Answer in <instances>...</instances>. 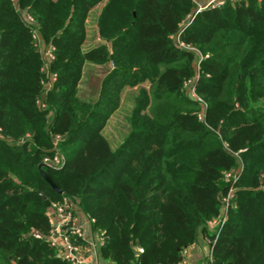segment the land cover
<instances>
[{
  "label": "trees",
  "instance_id": "16d2710c",
  "mask_svg": "<svg viewBox=\"0 0 264 264\" xmlns=\"http://www.w3.org/2000/svg\"><path fill=\"white\" fill-rule=\"evenodd\" d=\"M197 7L0 0V264H72L47 239L64 198L106 263L182 264L203 235L216 241L214 264H264V0L205 9L183 30ZM96 8L99 43L86 47ZM35 31L55 47L49 74ZM89 64L111 66L95 102L79 96ZM147 81L113 149L104 131L122 92ZM152 95L163 105L150 114ZM56 154L61 167L44 171L63 194L39 172ZM231 190L227 222L210 228Z\"/></svg>",
  "mask_w": 264,
  "mask_h": 264
},
{
  "label": "built area",
  "instance_id": "2783aa9c",
  "mask_svg": "<svg viewBox=\"0 0 264 264\" xmlns=\"http://www.w3.org/2000/svg\"><path fill=\"white\" fill-rule=\"evenodd\" d=\"M13 2H16L17 0H12ZM239 0H212L206 5H200L197 4V10L193 15L189 17V19L184 24L183 30L188 27L196 15L200 12H202L205 9L208 8H216L221 7L225 5L227 2L236 3ZM262 1V0H259ZM26 19L32 23L34 26L36 25L34 20L29 16L26 15ZM180 34L177 37V40L181 47L188 48L183 43H180ZM39 33L35 31L34 34V40L35 43L40 47V50L42 49V42L39 41ZM55 48L53 46H47V50L45 52L46 57L49 61L47 63L49 64L53 59L54 55L52 52H54ZM193 51H196L194 48H192ZM197 52V51H196ZM54 79V78H53ZM190 83V88H192L190 91L194 93L193 84L194 81H189L186 86ZM60 140V136L56 137V143H58ZM45 163L50 164L52 163L55 167H61L62 160L59 157L58 154L55 155L53 159H46ZM234 181L239 180L238 174L234 175ZM231 174L227 176V178H230ZM234 190H231L228 197L222 199V214L221 218L219 220H215L209 224L210 228L215 227H223V225L227 222L229 211L232 208V199L234 197ZM50 225L51 230L47 236V239L52 247H55L58 249V256L62 258L65 261H68L72 264H91L90 262H86V260L82 256V252L84 251L83 245H81L79 242H84V231H83V219L81 217L80 212L75 207V205L67 198H64L62 201L52 203L50 211ZM218 235V234H217ZM34 237L37 239H43L44 236L41 234H34ZM58 239H61L62 244L60 245L58 243ZM217 239V238H216ZM215 239V240H216ZM207 240V248L205 253V260L202 264H214V257H213V245L215 242H211L210 240ZM98 248H100L103 243L98 241L97 244ZM114 264V263H110Z\"/></svg>",
  "mask_w": 264,
  "mask_h": 264
},
{
  "label": "rangeland",
  "instance_id": "374dc122",
  "mask_svg": "<svg viewBox=\"0 0 264 264\" xmlns=\"http://www.w3.org/2000/svg\"><path fill=\"white\" fill-rule=\"evenodd\" d=\"M99 12H100V8L94 9V11L91 13L88 19V27H87L88 28L87 29L88 30V41H87L86 47L99 43V38L97 36V27H96V24H97L96 17L98 16ZM39 41L41 42L42 39L40 38ZM52 53L54 55V59L49 64L45 60L44 53H42V56L44 59V71L46 74L50 73V66L56 58L54 52ZM110 67L111 66H97V65L89 64L86 67V70L84 72L85 74H84L82 84L80 85V95L79 96L83 98L84 100L86 99L88 101L90 100L93 102H95V100L97 101L99 88H100V81L106 76L108 71H110L111 69ZM198 77L199 76L197 75L196 79ZM141 88L146 89L147 91H150V93H152L151 92L152 86L150 82L148 81L137 87L125 88L121 95V104H120L119 109L111 116L109 122L107 123V126L104 131V135L109 140L110 145L113 149H118L121 146V144L124 142L126 137L129 135L130 115L136 106V102L139 98ZM191 89L192 88H190V83H189L188 86H186V92H188L191 96L196 97V94L190 91ZM151 99H152V103L150 104V107H149L150 114L157 111L159 107L163 105L161 101L155 100L153 98V95ZM170 103L171 101H169V104ZM202 105L204 104L202 103ZM199 119L201 121H205V108H204V112L202 111L199 114Z\"/></svg>",
  "mask_w": 264,
  "mask_h": 264
},
{
  "label": "crops",
  "instance_id": "0c3cea01",
  "mask_svg": "<svg viewBox=\"0 0 264 264\" xmlns=\"http://www.w3.org/2000/svg\"><path fill=\"white\" fill-rule=\"evenodd\" d=\"M196 4L206 5L212 0H193ZM42 42V41H41ZM47 50V46L43 45L41 52L44 53L46 62L49 61L45 55ZM83 219V231H84V242H79L83 245L84 251L82 252L83 258L86 262H90L91 264H110L106 263L102 260L100 256V248L96 245L98 242V238L96 237L90 220L83 214H81ZM61 245V239L57 240ZM207 248V240L203 235H201L197 242L190 246L182 253V264H202L205 260V253Z\"/></svg>",
  "mask_w": 264,
  "mask_h": 264
},
{
  "label": "water",
  "instance_id": "95a60500",
  "mask_svg": "<svg viewBox=\"0 0 264 264\" xmlns=\"http://www.w3.org/2000/svg\"><path fill=\"white\" fill-rule=\"evenodd\" d=\"M51 166H49L48 164L42 163L39 165V172L41 173V175L43 176V178L51 185V187L58 192L59 194H63V191L60 190L56 184L51 180V178L49 177V175L44 171V168H50ZM182 261V259H181Z\"/></svg>",
  "mask_w": 264,
  "mask_h": 264
}]
</instances>
